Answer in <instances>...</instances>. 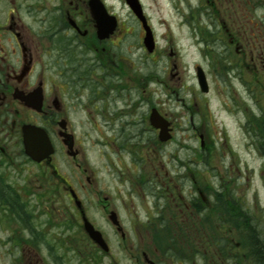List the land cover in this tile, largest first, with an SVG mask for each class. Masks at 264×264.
<instances>
[{
    "label": "flooded vegetation",
    "instance_id": "obj_1",
    "mask_svg": "<svg viewBox=\"0 0 264 264\" xmlns=\"http://www.w3.org/2000/svg\"><path fill=\"white\" fill-rule=\"evenodd\" d=\"M112 2L0 0V264H163L150 254L149 245L127 239L137 221L124 225L115 204L122 199L120 189L109 190L89 164L82 136L92 133L111 176L126 179L131 185L126 192L140 191L153 200L156 211L138 222L141 228L149 231L154 216L166 217L170 209L186 226L200 221L202 193L194 169L180 162L189 171L175 174L174 180L161 161L157 165L153 147L167 142L158 140L159 130L151 124L152 101L140 97L144 109L137 120L138 104H131L130 97L134 87L121 81V31ZM99 3L117 20L105 37L97 32L93 11ZM202 6L213 19L208 35L223 47L213 66L226 74L238 72L246 93L235 100L243 129L264 142V0H200L197 10ZM90 83L97 87L95 93ZM121 100L124 108L116 105ZM157 110L170 122L173 135L175 124ZM189 129L203 139L206 128L190 124ZM42 140L50 150L37 159L26 142L40 149ZM254 141L251 145L264 157L263 144ZM204 146L213 149V144ZM201 150L199 145L197 158ZM226 196L236 207V217L248 219L244 200L229 192ZM211 199L216 195L211 193ZM210 211L211 229L223 238L224 247L230 246L227 234L237 230L232 210ZM85 219L101 233L105 249L90 238ZM233 244L240 246L238 241Z\"/></svg>",
    "mask_w": 264,
    "mask_h": 264
},
{
    "label": "rangeland",
    "instance_id": "obj_2",
    "mask_svg": "<svg viewBox=\"0 0 264 264\" xmlns=\"http://www.w3.org/2000/svg\"><path fill=\"white\" fill-rule=\"evenodd\" d=\"M140 2L156 42L151 58L145 56L146 50L142 51L143 30L125 1L113 0L112 3L121 31V41H117L122 59L121 81L123 85L134 87L130 97L131 104L135 101L138 104L135 112L137 120L144 109L140 106L142 97L149 98L153 107L167 114L175 124L172 139L160 148L153 147L157 151V165L160 167L158 162L161 161L168 169L169 177L173 176L176 180L175 174L188 170L180 164L186 162V166L194 169L202 189L213 186L224 194L229 192L238 199L242 198L249 213L255 216L258 226L264 231V157H260L251 145L252 136L243 129L244 118L236 108L235 100L240 101V97H246L239 83L238 72L234 70L226 74L213 66L214 55H219L223 47L220 43H214L208 35L207 30L214 29L209 10L205 6L200 8L201 11L197 10L200 0ZM197 65L204 69L207 76L208 93H202L198 88L195 75ZM89 87L90 91H97L94 83H90ZM121 95L126 96L124 93ZM119 104L121 108L125 107V101L121 100L116 105ZM197 106L199 111L196 110ZM190 124L206 128L204 144L209 147L213 144V149L201 150L199 158L195 156L199 153V140L190 132ZM96 138L95 133L82 136L83 147L88 154L89 164L97 171V178L109 186V190H112V186L113 189H120L121 193L117 195L123 200L117 198L115 204L120 208L124 225L129 227L132 220L137 221L136 229L127 231V239L136 240L141 246L149 245L150 254L162 259L163 264H178L171 259L161 258L153 244H150L153 232L138 224L147 221L151 213L156 211L152 208L153 200L147 196L142 197L140 191L126 192L131 187L126 179L111 176L105 166L106 157L100 156V146L94 143ZM119 141L123 142L124 136H119ZM115 167L122 168L120 164ZM125 175L128 177V174ZM117 240H120L118 236ZM120 255L124 257L123 252Z\"/></svg>",
    "mask_w": 264,
    "mask_h": 264
},
{
    "label": "trees",
    "instance_id": "obj_3",
    "mask_svg": "<svg viewBox=\"0 0 264 264\" xmlns=\"http://www.w3.org/2000/svg\"><path fill=\"white\" fill-rule=\"evenodd\" d=\"M254 123L257 124V121ZM252 137L254 143L263 144L264 147V142L259 141L257 135ZM203 190L208 201L205 203L201 199L200 221L192 220L194 225H184L186 223L180 222L171 209L166 217L154 216L155 225L149 228L153 232L152 244L159 255L178 264H264V231L258 226L255 216L248 212V219L241 220L236 217V207L227 203L226 194L212 186ZM211 193L216 195L215 201L208 198ZM218 208L232 210V226L237 229L232 237L235 242H240V246L232 243L224 247L223 238H218V234L211 229L210 209ZM241 225L244 226L242 229ZM225 234L222 232L219 235Z\"/></svg>",
    "mask_w": 264,
    "mask_h": 264
},
{
    "label": "water",
    "instance_id": "obj_4",
    "mask_svg": "<svg viewBox=\"0 0 264 264\" xmlns=\"http://www.w3.org/2000/svg\"><path fill=\"white\" fill-rule=\"evenodd\" d=\"M126 2L128 6L130 7V9L133 11V13L141 21L142 26L145 31L144 45L148 51H152L155 46L152 30L146 22V18L143 15L142 7H141L139 0H126ZM93 11L96 16L98 33L101 34V36L103 37L107 35L108 32L113 31L116 20L113 16L111 17L107 16L106 10L102 6V4L93 6ZM196 78H197V84L199 86L200 91L203 93L207 92L209 87H208L206 75L203 69L199 66L196 67ZM150 120H151L153 127L159 128V134H158L159 140L166 141L171 137L170 128H168L169 123L159 114L156 108L152 109L151 114H150ZM25 138H26V134H25ZM48 145H49L48 141L42 140L40 149H38V148L33 147V142L31 141L28 143L26 142L27 151L31 155L35 154L37 159H41L48 154L50 150ZM201 145H202V142H201ZM84 228L92 240L97 242L104 249L106 248V245L104 243V240L100 232L95 230L93 226L90 224V222H88L86 219L84 220ZM149 263L154 264L152 261H149Z\"/></svg>",
    "mask_w": 264,
    "mask_h": 264
}]
</instances>
